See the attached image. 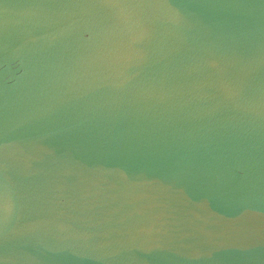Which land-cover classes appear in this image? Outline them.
Instances as JSON below:
<instances>
[{
  "label": "water",
  "instance_id": "obj_1",
  "mask_svg": "<svg viewBox=\"0 0 264 264\" xmlns=\"http://www.w3.org/2000/svg\"><path fill=\"white\" fill-rule=\"evenodd\" d=\"M0 264H264V0H0Z\"/></svg>",
  "mask_w": 264,
  "mask_h": 264
}]
</instances>
